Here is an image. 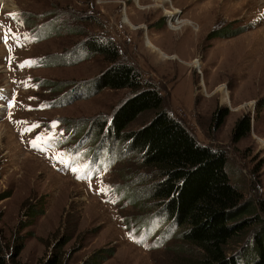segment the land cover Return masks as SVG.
Instances as JSON below:
<instances>
[{
	"label": "rangeland",
	"instance_id": "obj_1",
	"mask_svg": "<svg viewBox=\"0 0 264 264\" xmlns=\"http://www.w3.org/2000/svg\"><path fill=\"white\" fill-rule=\"evenodd\" d=\"M47 23L66 29L35 40ZM89 38L109 39L119 61L155 86L174 118L202 144L225 150L231 181L247 200H257L264 198V0H0V104H11L5 115L0 111V235L11 248L24 243L17 263L44 264L68 237L62 264H181L189 256L179 241L160 243L167 227L150 234L140 224L148 212L122 195L132 183L131 157L87 174L72 160L90 157L65 153L82 139V152L94 151L101 138L87 132L88 123L107 120L132 95L105 89L57 106L111 66L104 56L63 60ZM53 56L65 63L48 66ZM221 109L229 115L217 130ZM246 115L252 130L234 142L235 123ZM107 138L104 150L112 144ZM244 247L236 244L234 253Z\"/></svg>",
	"mask_w": 264,
	"mask_h": 264
},
{
	"label": "trees",
	"instance_id": "obj_2",
	"mask_svg": "<svg viewBox=\"0 0 264 264\" xmlns=\"http://www.w3.org/2000/svg\"><path fill=\"white\" fill-rule=\"evenodd\" d=\"M64 26L43 24L37 29L35 40L58 35L66 29ZM73 52L63 60L76 64L104 56L111 66L95 82L80 83L62 95L57 106L88 98L105 89L130 90L132 95L107 120L99 117L95 123L94 120L88 123L87 132L92 128L91 135L94 139L100 137V142L94 151L88 146L82 152L81 144L84 147L87 144L84 139L78 146L71 147L73 150H67L66 154L90 157L78 163L73 159L72 165H83L88 174L92 166H97L99 171L107 170L114 162L131 157L132 183L125 185L122 195L133 207L148 212L149 220L144 219L140 224L146 231L152 230L150 234L161 224L167 227L160 243L179 241L176 245L189 256L182 259L181 264H264V198L247 200L244 191L231 181L227 152L202 144L181 120L174 118L164 108L165 98L155 86L144 81L133 65L119 61L120 53L109 39L89 38ZM57 59V56L50 57L46 64H63V60ZM56 86H50L52 91L64 88ZM151 113L149 122L138 130H129L141 116ZM228 115L229 110L216 111L217 130ZM251 130L249 115L238 119L233 141H241ZM70 135L69 132L65 136L64 143L70 141ZM102 137L110 138L109 143H112L105 150ZM66 238L44 264H62V250L70 242ZM7 243L0 235V264H18L24 243H14L13 248ZM242 243H245L244 250L235 254L234 247ZM9 249L12 251L8 255Z\"/></svg>",
	"mask_w": 264,
	"mask_h": 264
},
{
	"label": "snow or ice",
	"instance_id": "obj_3",
	"mask_svg": "<svg viewBox=\"0 0 264 264\" xmlns=\"http://www.w3.org/2000/svg\"><path fill=\"white\" fill-rule=\"evenodd\" d=\"M13 15H15V14H13ZM5 39H7V37H5ZM29 63H31V62H29ZM23 66H24V65H21V67H23ZM52 127L55 128L56 125L53 124ZM32 146H33L34 148H37V147H38L37 144H36V141H35V140L32 141ZM72 171L75 173V172L77 171V169H76V168H73ZM77 178L80 179L81 177L78 175ZM87 178H88V179H91V175L89 174V175L87 176Z\"/></svg>",
	"mask_w": 264,
	"mask_h": 264
},
{
	"label": "bare ground",
	"instance_id": "obj_4",
	"mask_svg": "<svg viewBox=\"0 0 264 264\" xmlns=\"http://www.w3.org/2000/svg\"><path fill=\"white\" fill-rule=\"evenodd\" d=\"M31 157L30 156H28V159H30ZM32 159V158H31Z\"/></svg>",
	"mask_w": 264,
	"mask_h": 264
}]
</instances>
